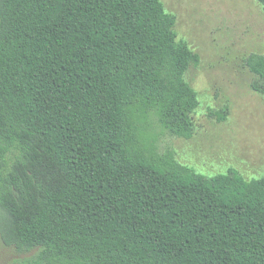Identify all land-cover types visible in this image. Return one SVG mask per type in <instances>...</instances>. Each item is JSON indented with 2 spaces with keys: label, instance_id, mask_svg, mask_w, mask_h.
Wrapping results in <instances>:
<instances>
[{
  "label": "trees",
  "instance_id": "trees-1",
  "mask_svg": "<svg viewBox=\"0 0 264 264\" xmlns=\"http://www.w3.org/2000/svg\"><path fill=\"white\" fill-rule=\"evenodd\" d=\"M175 22L161 0H0V241L30 264H264V175L142 142L149 114L194 133ZM244 65L264 100V55Z\"/></svg>",
  "mask_w": 264,
  "mask_h": 264
},
{
  "label": "rangeland",
  "instance_id": "rangeland-1",
  "mask_svg": "<svg viewBox=\"0 0 264 264\" xmlns=\"http://www.w3.org/2000/svg\"><path fill=\"white\" fill-rule=\"evenodd\" d=\"M175 16L176 41L200 62L184 80L197 93L191 139L173 137L157 123L143 121L142 142L157 154L173 153L181 165L206 177L230 168L245 180L264 175V100L250 89L244 65L250 54L264 55V12L256 0H161ZM227 108L225 121L216 112ZM35 251L18 252L0 241V264H30Z\"/></svg>",
  "mask_w": 264,
  "mask_h": 264
}]
</instances>
